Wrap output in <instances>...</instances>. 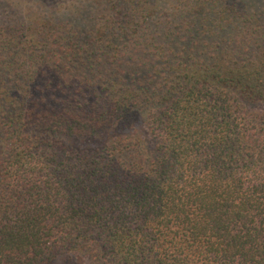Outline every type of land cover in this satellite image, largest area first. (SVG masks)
<instances>
[{
    "label": "trees",
    "instance_id": "obj_1",
    "mask_svg": "<svg viewBox=\"0 0 264 264\" xmlns=\"http://www.w3.org/2000/svg\"><path fill=\"white\" fill-rule=\"evenodd\" d=\"M78 1L0 29V264H264V4Z\"/></svg>",
    "mask_w": 264,
    "mask_h": 264
},
{
    "label": "rangeland",
    "instance_id": "obj_2",
    "mask_svg": "<svg viewBox=\"0 0 264 264\" xmlns=\"http://www.w3.org/2000/svg\"><path fill=\"white\" fill-rule=\"evenodd\" d=\"M159 1L160 5L164 4L168 0H155ZM252 0L246 1L247 3ZM264 4V0H260ZM81 1L78 0H0V29H9L11 25L17 27L20 18L26 19V30L28 33H36L35 25L30 24L29 14L32 11L33 18L47 16L54 21H57V25L64 28L69 24L68 19L70 16H74L79 9H82ZM254 2V1H253ZM157 3V2H156ZM49 22V21H48ZM51 22V21H50ZM32 25V29L28 26ZM35 36V34L33 35ZM43 61H41L42 63ZM63 65H60L61 71L64 70ZM50 68V67H49ZM46 68L47 70L49 69ZM51 69V68H50ZM50 69L48 71H50ZM6 70L3 71L0 83H13V79H10ZM53 75L49 73L51 78ZM60 77V75H58ZM58 76H53L54 81L59 80ZM47 78L39 79L40 82L46 81ZM39 82V83H40ZM54 264H64V258L58 259Z\"/></svg>",
    "mask_w": 264,
    "mask_h": 264
}]
</instances>
